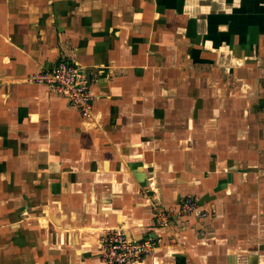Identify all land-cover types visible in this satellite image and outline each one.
I'll return each instance as SVG.
<instances>
[{"label":"crops","instance_id":"1","mask_svg":"<svg viewBox=\"0 0 264 264\" xmlns=\"http://www.w3.org/2000/svg\"><path fill=\"white\" fill-rule=\"evenodd\" d=\"M62 57L91 119L29 79ZM118 228L161 239L124 264H264V0H0V264H103Z\"/></svg>","mask_w":264,"mask_h":264},{"label":"built area","instance_id":"2","mask_svg":"<svg viewBox=\"0 0 264 264\" xmlns=\"http://www.w3.org/2000/svg\"><path fill=\"white\" fill-rule=\"evenodd\" d=\"M89 69L80 62L62 57L52 68L41 69L30 75L29 79L46 85L50 91L65 96L71 106L76 108L84 118L94 117L92 103L94 90L90 81ZM182 207L194 208V200L187 197ZM155 225L167 228L173 219L168 211L156 208ZM156 234H148L142 239L129 237L124 229H111L102 236L100 243L103 264H124L140 260L159 243Z\"/></svg>","mask_w":264,"mask_h":264},{"label":"rangeland","instance_id":"3","mask_svg":"<svg viewBox=\"0 0 264 264\" xmlns=\"http://www.w3.org/2000/svg\"><path fill=\"white\" fill-rule=\"evenodd\" d=\"M187 198V197H186ZM186 198H184L183 200H182V202H181V204H183V202L185 201V199ZM195 199V198H194ZM193 199V200H194ZM196 206H197V204H196V200L194 201V208H183V207H180V209H179V216L180 215H183V214H188V213H191L192 211H194L195 210V208H196ZM169 212L170 213H172L170 210H169ZM178 215V214H177ZM178 217V216H177ZM103 263V262H102Z\"/></svg>","mask_w":264,"mask_h":264}]
</instances>
